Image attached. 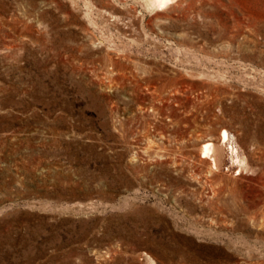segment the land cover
<instances>
[{
	"label": "rangeland",
	"instance_id": "rangeland-1",
	"mask_svg": "<svg viewBox=\"0 0 264 264\" xmlns=\"http://www.w3.org/2000/svg\"><path fill=\"white\" fill-rule=\"evenodd\" d=\"M0 264H264V0H0Z\"/></svg>",
	"mask_w": 264,
	"mask_h": 264
},
{
	"label": "bare ground",
	"instance_id": "bare-ground-1",
	"mask_svg": "<svg viewBox=\"0 0 264 264\" xmlns=\"http://www.w3.org/2000/svg\"><path fill=\"white\" fill-rule=\"evenodd\" d=\"M150 1L157 8L167 7L170 3L173 2V0H150ZM221 140L223 141V143H225V142L231 143L232 136H231V133L227 129H223L221 131ZM223 143L214 147L213 142H207L203 146V149H202L203 155L202 156L203 157L209 156L212 159L214 168H218L220 163H221V159H222L221 157H223L222 156ZM232 143H233V141H232ZM234 144H235V142H234ZM228 149L231 152L233 158H235V159L231 158V159H233V162H238V163H240V165L245 164L244 162L246 161V158L242 157V155H239V150H238L237 145L233 146L231 144V146ZM240 156H241V158H240ZM220 167H221V165H220Z\"/></svg>",
	"mask_w": 264,
	"mask_h": 264
}]
</instances>
